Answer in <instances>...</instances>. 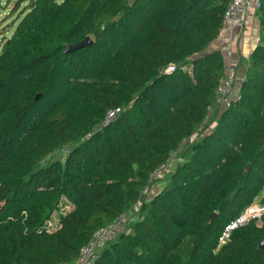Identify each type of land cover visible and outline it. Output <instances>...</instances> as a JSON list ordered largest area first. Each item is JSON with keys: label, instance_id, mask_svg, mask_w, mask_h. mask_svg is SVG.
Wrapping results in <instances>:
<instances>
[{"label": "trees", "instance_id": "obj_1", "mask_svg": "<svg viewBox=\"0 0 264 264\" xmlns=\"http://www.w3.org/2000/svg\"><path fill=\"white\" fill-rule=\"evenodd\" d=\"M24 2L0 48V264H64L137 207L150 174L199 130L224 76L223 51L209 46L230 0L16 7ZM260 2L261 42L238 95L92 264H264V212L218 247L223 227L264 191ZM87 35L90 45L65 52Z\"/></svg>", "mask_w": 264, "mask_h": 264}, {"label": "built area", "instance_id": "obj_2", "mask_svg": "<svg viewBox=\"0 0 264 264\" xmlns=\"http://www.w3.org/2000/svg\"><path fill=\"white\" fill-rule=\"evenodd\" d=\"M260 5V0H230L225 10L222 28L223 30H226L228 34L224 44L220 47L225 58V71L224 76L220 80L218 88L216 90V102L214 105L208 107V112L206 114L205 120L201 124L199 130L193 136L183 139L179 147L170 153L167 160L160 164L159 167L150 174V182L162 176L175 164L182 162L184 160L183 150L185 149L186 145L193 142L198 137V134L202 129L206 131L208 128V123L211 119H213V116L215 114L218 115V113L223 109L229 107L231 102L234 100L235 95L233 93V87L237 79L238 62L235 56L233 32L238 27H241L244 24L248 23L249 20L253 17L254 13L260 8ZM175 69L176 65L170 64L165 69V72L171 74L175 71ZM116 113L117 110L109 111L105 118V121L108 122L112 120L115 117ZM68 152L69 147L67 146L63 147L61 151H58V153H62L64 155ZM148 187H146L145 189H147ZM263 212L264 207L256 208L255 206L251 205H249V207H246V209L237 218L231 220L223 227L218 238V247H221L222 245L230 241L234 229L246 224L251 219H260ZM55 220V217H53L52 220H49V229H51V227H54ZM258 222L261 223L260 220H258ZM126 225L127 214H119L113 223L98 229L93 234L90 241L82 247L78 257L73 262L64 264H92L96 249L104 242L113 238V236L118 231L123 230Z\"/></svg>", "mask_w": 264, "mask_h": 264}, {"label": "rangeland", "instance_id": "obj_3", "mask_svg": "<svg viewBox=\"0 0 264 264\" xmlns=\"http://www.w3.org/2000/svg\"><path fill=\"white\" fill-rule=\"evenodd\" d=\"M20 0H3L2 5L0 6V48L1 45L5 42V40L12 34L15 25H16V20L17 18L21 15V11H23V7L26 5V2L20 3L17 7L16 5L19 3ZM16 7V8H15ZM218 115L215 114L213 116V119H211L208 123V128L207 130H201L198 134V137L200 138L203 136L205 133L208 131L212 130V128L216 125ZM63 154L62 153H57L52 155L50 158L43 160L42 165H46L47 163L58 159L62 158ZM166 171L162 176L156 178L150 187L142 191V196L139 202V205L132 209L130 213L127 215V225L131 221L135 220L140 213V207L141 205L151 199L157 191L169 181L170 178V171ZM264 191L256 197L254 202L251 204V206H255L256 208H261L264 207ZM249 207V206H248ZM117 235V233L113 236V238ZM108 241L104 242L102 245H100L95 252L98 253L99 249L106 244Z\"/></svg>", "mask_w": 264, "mask_h": 264}, {"label": "crops", "instance_id": "obj_4", "mask_svg": "<svg viewBox=\"0 0 264 264\" xmlns=\"http://www.w3.org/2000/svg\"><path fill=\"white\" fill-rule=\"evenodd\" d=\"M260 31L261 16L257 10L248 23L238 27L233 32L234 50L238 62L237 79L233 87L235 97L238 95L246 76L248 59L255 47L261 42ZM227 34V31L222 29L219 36L209 46V49L220 48L224 44Z\"/></svg>", "mask_w": 264, "mask_h": 264}, {"label": "water", "instance_id": "obj_5", "mask_svg": "<svg viewBox=\"0 0 264 264\" xmlns=\"http://www.w3.org/2000/svg\"><path fill=\"white\" fill-rule=\"evenodd\" d=\"M93 42V39L91 36L87 35L83 40L77 42V43H74V44H71V45H68L67 48H66V53L68 52H72V51H75V50H78L80 48H84L88 45H90L91 43ZM39 96V94H38ZM216 212H214L211 216V219H214L215 216H216ZM264 245V242L261 243L260 246H263Z\"/></svg>", "mask_w": 264, "mask_h": 264}]
</instances>
